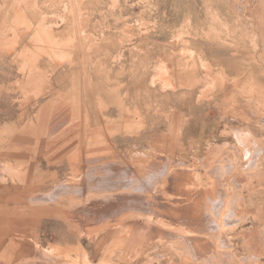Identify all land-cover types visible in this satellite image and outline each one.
Wrapping results in <instances>:
<instances>
[{"label":"rangeland","instance_id":"374dc122","mask_svg":"<svg viewBox=\"0 0 264 264\" xmlns=\"http://www.w3.org/2000/svg\"><path fill=\"white\" fill-rule=\"evenodd\" d=\"M0 264H264V0H0Z\"/></svg>","mask_w":264,"mask_h":264},{"label":"bare ground","instance_id":"6f19581e","mask_svg":"<svg viewBox=\"0 0 264 264\" xmlns=\"http://www.w3.org/2000/svg\"><path fill=\"white\" fill-rule=\"evenodd\" d=\"M263 118V117H262ZM113 168V167H112ZM112 168H111V170H112ZM130 168V167H129ZM186 170V169H185ZM118 171V170H117ZM122 171V170H121ZM129 171L130 172H132L130 169H129ZM215 171V170H214ZM109 172V171H108ZM192 172H194V171H192ZM112 173V172H111ZM109 174V173H108ZM115 174V173H114ZM124 175H126V173H123ZM122 173H121V175H123ZM110 175V174H109ZM109 175L108 176H103V180H102V182L105 184V185H116V182H115V175L114 176H112L113 178H115L114 179V181H113V178L111 179L110 177H109ZM133 176V175H132ZM155 176V175H154ZM128 177V176H127ZM148 177V176H147ZM177 177V176H176ZM126 178V177H125ZM124 179V178H123ZM148 179V178H147ZM152 179V178H151ZM168 179H170V177L168 178ZM172 179V178H171ZM170 179V180H171ZM174 180V179H173ZM134 181H135V179L134 178H129L128 177V179L126 178V182L127 183H131V185H134ZM154 181H155V179H154ZM139 182V181H138ZM169 182V181H168ZM118 183H119V181H118ZM122 183V182H121ZM170 183H171V181H170ZM144 184V183H143ZM153 184H154V182H153ZM176 184H177V182L174 184L175 186H176ZM137 185V184H136ZM173 185V184H172ZM59 186V185H58ZM178 186V185H177ZM67 187V186H66ZM125 187V186H124ZM56 188V187H55ZM136 188V187H135ZM213 188H215V187H213ZM62 189H64V188H62ZM216 189V188H215ZM214 189V190H215ZM58 188H56V191L58 192ZM65 190V189H64ZM114 190V189H113ZM200 190V189H199ZM61 192H62V190H60ZM131 191V190H130ZM186 191V190H185ZM190 191V190H189ZM188 191V192H189ZM203 191V190H202ZM201 191V192H202ZM207 191V190H206ZM210 191V190H209ZM56 192V193H57ZM191 192V191H190ZM201 192H199L198 194H200V195H198V197H195V198H193V200H191L190 198V201H189V203L187 204L186 203V205H184L185 207L182 209L183 211H188V213L190 214L191 213V215H193V216H191L192 218H193V220L198 224V225H204L205 226V224L207 223V222H209V223H214L213 225H209L210 227H211V229H213L214 228V226H215V231H216V225L218 226V229L219 230H221V231H223V227H224V225L226 226V223H224L223 222V220L224 219H226V220H230V221H233L234 222V220H238L239 219V221H240V218L239 217H236V211H234V209L235 208H232L231 210L230 209H227L228 211H227V213H226V210L223 208V204H221V201L220 200H215L214 198L215 197H213V195H210L208 192H205V191H203V193L201 194ZM212 192V191H211ZM54 193L55 192H52V194H51V196H54ZM59 193V192H58ZM139 193V192H138ZM150 193V192H149ZM62 194V193H61ZM189 194V193H188ZM196 194H197V191H196ZM56 195V194H55ZM50 195H47V197H49ZM149 196V195H148ZM35 198V197H34ZM39 198V197H38ZM44 199H46V198H44ZM48 199V198H47ZM120 199L121 200H123V201H129V202H135V201H137V198H132V197H127V196H121L120 197ZM176 199V198H175ZM46 201V200H45ZM159 201V200H158ZM115 202H113L112 203V205H111V207H113V210L114 209H117V208H119V206L120 207H122L121 205H119L118 203H117V205H119V206H117L116 204H114ZM150 203H151V201H150ZM229 203V202H228ZM141 204V203H140ZM155 204V203H154ZM153 204V205H154ZM210 204H214V206H213V208H212V210L213 211H209V212H207V209L209 208V206H210ZM228 205V204H227ZM233 205V203H230V205L229 206H232ZM105 208H107V207H105ZM100 209V208H99ZM211 209V208H210ZM223 209V216H222V218H223V220L221 221H219V220H217V219H215L214 217H215V215L217 214V215H219V212H220V210H222ZM105 210V209H104ZM132 210V209H131ZM130 210V211H131ZM224 210H225V212H224ZM100 212H102V211H100ZM114 212V211H113ZM222 212V211H221ZM108 213V212H107ZM110 213V212H109ZM182 213V212H181ZM105 214V213H104ZM247 214V213H246ZM185 215V214H184ZM183 217V216H182ZM190 216H188V217H186L187 219H192ZM236 217V218H235ZM181 218V217H180ZM184 218V217H183ZM183 218H181V219H183ZM242 218V217H241ZM238 221V222H239ZM127 223V222H126ZM231 224H233V223H231ZM157 225V224H156ZM179 225V224H178ZM209 226H207L208 227V229H209ZM201 227V226H200ZM115 228V227H114ZM113 228V229H114ZM119 228V227H118ZM150 229V228H149ZM217 229V230H218ZM210 230V229H209ZM218 230V231H219ZM213 231V230H212ZM169 232V231H168ZM161 234V233H160ZM223 234V233H222ZM203 240V239H202ZM228 241V240H227ZM205 242V241H204ZM226 242V241H225ZM224 242V243H225ZM135 243V242H134ZM196 244V243H195ZM194 244V242L193 241H191V245H193L194 247H192V248H195V250L198 252L199 250H198V247L196 246ZM201 244H203V243H201ZM198 245V244H197ZM201 246V245H200ZM200 249V248H199ZM157 251V250H156ZM218 253V252H217ZM260 253V252H259ZM157 254V253H156ZM257 258V257H256Z\"/></svg>","mask_w":264,"mask_h":264}]
</instances>
